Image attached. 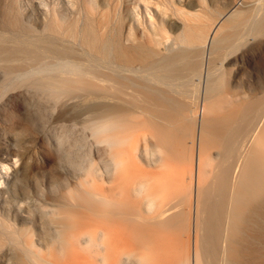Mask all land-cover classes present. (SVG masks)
Here are the masks:
<instances>
[{
	"label": "bare ground",
	"instance_id": "bare-ground-1",
	"mask_svg": "<svg viewBox=\"0 0 264 264\" xmlns=\"http://www.w3.org/2000/svg\"><path fill=\"white\" fill-rule=\"evenodd\" d=\"M190 1L155 2L165 22L145 41L110 14L96 22L89 7L85 25L65 28L95 54L89 65L55 42L29 45L23 25L8 20L24 31L0 34L7 71L47 88L50 125L90 130V147L72 166L77 180L51 209V247L40 263L264 264V91L229 98L226 84H217L221 68V81L215 70L203 80L206 50L216 55L249 32L251 58L264 63V0H242L248 12L234 4L215 23L203 1H194V12ZM189 84L198 87L195 98ZM20 150L0 157L9 188L31 173Z\"/></svg>",
	"mask_w": 264,
	"mask_h": 264
},
{
	"label": "rangeland",
	"instance_id": "rangeland-1",
	"mask_svg": "<svg viewBox=\"0 0 264 264\" xmlns=\"http://www.w3.org/2000/svg\"><path fill=\"white\" fill-rule=\"evenodd\" d=\"M167 1L170 5L171 3L175 5L179 2V0ZM194 1L196 0H191L186 5V8L191 12L195 11ZM201 1L205 4L207 18L214 23L218 22L222 15H227L226 13L234 4V10L238 7L237 10L239 11H243V9L245 12L249 11L248 8H244L242 0H233L231 2L229 0ZM148 2L145 4L139 0H0V34L5 31H9L5 32L7 34L13 33L14 30L17 31L19 27L9 22L11 18L16 19L19 21L20 26L23 25L22 27L27 30L25 32L29 34L27 42L29 45H31V41H37L38 43L36 44L40 43V45L46 41L55 42L54 44L71 48L74 52L76 51L78 55L74 53V58H80V60H77L82 63L87 61L88 64H84L89 65L92 62L91 59L95 61L92 57L95 54L79 40L71 38L65 32V28L75 26V24L78 27L85 25L86 17H88L87 9L92 7L94 10L93 20L96 22L102 14H110L113 19L115 16L113 24L119 18L123 21L124 33L132 30L134 37H137L139 41H145V32L151 31L152 25L159 26L165 22L154 4L155 2L160 3L162 0H148ZM169 11L172 12V9ZM214 16H216L215 19ZM165 27L173 35L181 32L176 27L170 30L168 26ZM19 30L22 29L19 28ZM226 30L228 33H225V35L232 31L229 28ZM245 30L248 33L247 29ZM64 32L70 38L64 36ZM248 34H245L248 36L245 37L244 35V38L240 41L235 40L233 46L232 41L230 43L232 47L230 44L223 47L226 48L223 49L224 54L219 51H223L221 49L222 46L228 44H222L218 51L222 54L220 60V54L217 55L218 52H215L216 55L213 53L214 56H211L210 52V54L207 53L208 50L205 52L208 55V57L207 55L204 57L205 67L207 66L206 63H208L207 69H210L211 66L213 71L212 68L210 71L205 68L203 80H205L206 76V79H209L208 75L210 72L214 76L216 71L217 73L215 72L214 77L209 75L210 79L213 77V79L222 80V83L217 80L219 82L217 84H226L225 86H227L228 90L226 87L224 88V95L225 90H227L229 93L227 92L226 95L229 98L232 96V98L236 99V97H239L240 99L241 96L243 98L246 95L244 99L246 97L245 100H250L251 97L255 96L254 94L257 95L264 91V63H254L255 61L251 58L255 54V49L252 50L250 48L252 47V45L250 46V41L252 40L250 38L256 35H251L250 32ZM39 39L43 41L41 42ZM242 40L244 43L246 42L247 46ZM238 41L239 43H236ZM15 42L17 41H13L11 46L17 47L19 41L16 43L17 45L14 44ZM124 42H126L127 46L132 43L125 37ZM0 44L6 43L0 42ZM211 57L212 59L213 57L218 58L211 60ZM206 59L216 63V65L211 62L209 65V61ZM3 60L2 58L0 59V74L2 73L0 78V157L9 154V151L14 148L18 150L20 148L19 157L21 154L24 155L29 163L31 173L19 176L18 181L14 182L12 188H9L6 180L0 177V264H19L18 261L20 259L25 264H42L41 257L48 254V249L51 247V235L49 234L48 226V222L52 218L51 209L54 204L60 203L61 196L67 194L77 180V177L72 172V166L81 162L83 158L80 157H85L84 153L88 150V146L90 147L86 138L90 130L86 128L84 136L77 130L67 125L65 126V124L64 126L56 123L50 125L49 120L47 121V112L43 111V109H46L48 100V96L45 98V95L49 91L46 94L44 92L47 88H44L43 84L42 86L38 83H23L22 78L17 75L20 72L7 71L10 64ZM219 68H221V72ZM98 70H100L99 67ZM219 72L225 76L222 77ZM9 73H12L10 75L11 80L6 79V81L4 76ZM216 80L213 82H217ZM224 80L227 83L223 82ZM180 81V84L185 82L184 80ZM31 84L33 85L31 86ZM34 84L35 86H42L43 89L42 87H35ZM192 86L195 85L189 84L186 86L190 89H187L189 98L192 96V98H195V92H197ZM15 87L17 88L15 89ZM195 87L198 90V87ZM232 91L236 94H233L235 97L232 95ZM226 95L225 97H227ZM248 97L249 99H247ZM44 99L46 100L44 101ZM80 150H82V154ZM50 156H52L51 159L49 158ZM38 259L40 260L38 261Z\"/></svg>",
	"mask_w": 264,
	"mask_h": 264
}]
</instances>
